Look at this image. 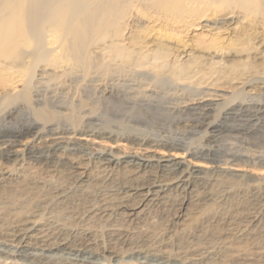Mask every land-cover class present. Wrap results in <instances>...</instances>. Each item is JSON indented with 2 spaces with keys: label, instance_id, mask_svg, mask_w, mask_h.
<instances>
[{
  "label": "rangeland",
  "instance_id": "1",
  "mask_svg": "<svg viewBox=\"0 0 264 264\" xmlns=\"http://www.w3.org/2000/svg\"><path fill=\"white\" fill-rule=\"evenodd\" d=\"M138 13L144 29L134 24L121 38L90 47L94 67L89 72L62 58V33L58 38L47 36L48 54L37 67L27 56L16 61L0 58V148L16 144L21 154L9 163L0 157V264H90L83 260L87 252L79 256L73 251L83 239L91 241L89 249L96 254L97 263L92 264H178L180 247L209 241L216 249L206 264H264V4L255 11L240 9L227 21L228 15L211 11L200 19L187 13L167 14L164 19ZM111 40L136 52L158 55L165 66L136 67L137 73H144L139 77L130 72L132 67L105 74L103 48ZM42 69L55 75L41 80ZM163 72L170 82L155 83L153 77ZM204 93L222 96H213L207 121L201 116L205 105L196 111L181 110ZM235 102L239 106L226 116L228 104ZM25 111L39 127L19 136ZM217 119L221 126L210 137L205 123ZM57 134L71 137L79 147L62 148L49 163L22 156L25 145L45 147ZM81 137L85 138L77 139ZM108 154L114 162L104 166ZM134 154H148L154 160L174 156L185 162L196 171L187 175L189 188L170 185L165 206L149 201L138 209L139 216L130 219L118 210L110 216L89 214L88 205L76 208L81 215L77 218L61 211L58 203L45 204V196L59 193L72 202L89 192L100 209L105 199L114 205L125 186L174 179L155 161L135 167L129 162ZM219 166L239 171H219ZM80 172L86 182L76 179ZM6 196L19 208L18 216L4 213ZM27 211L34 214L25 218ZM20 218L26 221L16 225ZM21 229L29 236L20 242L14 234ZM41 230L52 234L47 245L36 240ZM57 236L67 243L59 245ZM39 245L53 257L28 256L37 253ZM154 247L168 249L172 258L151 256ZM13 249L25 253L16 256ZM134 249L142 253L132 255Z\"/></svg>",
  "mask_w": 264,
  "mask_h": 264
},
{
  "label": "bare ground",
  "instance_id": "2",
  "mask_svg": "<svg viewBox=\"0 0 264 264\" xmlns=\"http://www.w3.org/2000/svg\"><path fill=\"white\" fill-rule=\"evenodd\" d=\"M263 4H264V0H0V58L5 57L13 61H16V60H21L27 56L31 58L34 65L37 67L39 66L38 64L41 65L40 62L43 61L48 54L45 49V39L47 38V36L58 38L60 33H62L61 35L63 39L62 49L65 52L62 58L73 60L75 65L85 66L89 72L94 67L92 53L90 52V47L92 45L96 44L97 42L107 41L108 39H111L114 37L121 38L122 36H124L125 30L127 29V27L134 25V24H138L139 27H141V29L145 28L142 24L143 17L142 18L140 17L141 15L138 13L139 11H143L144 14L147 15L149 18H157V19L167 18V14H171V15L175 14L178 17L184 13H187L189 15L194 14L197 16V19H200L204 17L206 12L211 11L212 13L221 14V16L223 17L228 15V17L225 18V21H227L229 18L230 19L231 17L233 18V15H235L237 11L240 9L245 10V11H248V10L255 11L260 5H263ZM119 41L121 42L122 40H119ZM109 42L111 43L105 45V47L103 48L105 50L104 52L105 56H103L104 59L102 61L103 63H102L101 68L102 70H104L105 74H109V75H112L115 73L117 74L118 72L122 71L124 67H130V68L132 67L130 72H133L134 75H138L139 77L141 75H144V73L142 72L137 73L135 71L136 67L142 68V67H145L147 64H150L154 68L161 69L165 66V63L161 61L162 57L158 55H151L148 53L144 54V53L136 52L130 49L129 47H125L121 44L115 43L113 40ZM53 61L57 63V60H53ZM52 74L55 75L54 72H52ZM52 74L50 73V69L49 70L42 69L39 74L41 78L39 79L42 80V78H44L45 75L52 76ZM163 75H164V72L163 74L161 73L156 74L155 78L153 77V81H155V83L157 82L163 85L170 82L169 79H167ZM34 76L36 77V75ZM91 80L93 81V75H92ZM36 82H38V79H36ZM184 88L186 87H182L183 90ZM184 91H186V89ZM213 96L214 98H217V96L222 97L221 95H215L214 93L213 94L204 93L200 98H197L192 104L189 103V104H186V106H183L185 108H182L181 110L191 109L192 111L193 110L196 111L197 109H201V107L202 109H204L203 106L205 105V112L203 115H201L203 116L205 120V118H208L209 116L208 112L210 110H208V107H211L214 101ZM237 102L233 104L229 103L230 106L228 104V107L226 105L227 110H225L223 113L226 116H229L234 110H236L235 108L239 106L240 103H237ZM178 108H181V107H178ZM24 118H25V124L18 131L19 136L24 135L25 133L28 134L39 127L37 120H35L32 117V115L30 114V111L24 112ZM200 121L202 122V119ZM205 124L207 126V131L209 129L210 134L208 135L210 137H214V135H212V132L217 131L216 129L217 128L219 129V127L221 126L219 119L212 121V122L209 121V123H205ZM205 124L204 122L202 123V125H205ZM39 135H40L39 136L40 138L44 137L42 136V134H39ZM84 138L85 137H81L77 139H84ZM16 146H17L16 144L10 143L4 147H1L0 157L8 163L18 160L19 159L18 157H20L21 154H20V150L17 149ZM77 146L79 147L77 143L72 142L71 137L64 136L62 134L61 135L57 134L56 138H53V142L45 147L35 148L34 146H31V144L25 145V149H24L25 153H22V156H27L35 161L48 162L53 158L56 159L55 157L58 156L59 154L58 152L62 148L66 147L69 150L73 151L76 149ZM197 152L199 153V151ZM193 154H197V153L193 152ZM110 156L112 155L108 154L107 156L103 158L102 164L104 166L106 164L109 165L114 162V159H112V157ZM129 158H130L129 162H131L137 168L147 167L148 165L152 163V161H155L158 167L169 172L170 174L171 173L174 174L175 181L174 179L168 182H166L165 180L166 183H164L165 184L164 185L162 181H158V180L153 181L154 180L153 179L151 180L153 182H145L141 184L125 186V192L122 191L124 194L120 195L117 198L116 203L114 205L110 203L109 201L108 203L107 199H105V202L102 204L103 207L100 209H97L95 204L92 203L93 198L91 197V194L89 192L87 193L84 192V194L74 197L73 198L74 200L72 202L71 201L69 202V200L66 199V197H64L62 194H59V193L53 196L52 198H50V196L49 197L45 196L43 199L46 202L45 204L50 205V204L58 203L60 207L59 209H61V211L63 210L64 212H68V213L71 212L75 214L74 216H76L77 218H80L81 215H79L78 212H75L77 210L76 208H80L84 206H86L84 208H87V205H88V210L86 211L89 212V214L94 213L100 216L101 214L105 216L106 215L110 216L112 214H116L114 212H117L118 210V211H122L126 218L130 219L132 217L139 216L138 209H140L142 206H145L147 202L149 203V201H153V202L155 201V203L165 206L167 202V192L165 193V191L169 189L170 185H174L178 188H181L182 186L183 188L182 190H186L189 188L190 183H191L188 176H191L193 173L196 172L195 170H191L188 167H186L187 165L184 166V164L186 163L183 161L176 160L174 156L173 157L172 156L171 157L170 156H160L154 160L148 154H143L139 156L134 154V155H131ZM217 170L219 171L233 170L236 172L239 171L231 167L228 168V166L226 167L219 166ZM3 175L5 176V174ZM76 179L79 181H84L85 180L84 172L77 173ZM2 180L4 179L2 178ZM165 186H167V188H165ZM10 197L6 196V198H3L5 199L2 201L3 202L2 207H3L4 213L8 215V217L11 214H14V216L15 215L18 216V213L20 210H18L19 208H16L15 206H13V203L15 202L11 201L12 199H10ZM132 199H135L134 200L135 203L131 202ZM99 204L100 203H98V205ZM33 214H34V211L32 212L27 211L26 213H23L25 218H28L29 216ZM22 219L20 218L19 220L15 221V224L19 225L22 221H26ZM32 229H35V228H32ZM116 230L115 232L117 233L119 230L118 231ZM41 231L42 232L38 234V236H36V240H38L39 242H45L47 245V243L52 238V234H50L51 232L50 233L47 232V230L46 231L41 230ZM14 236L17 239H20L19 241L21 242L22 240L27 239L29 235L26 233V231L22 232V229H21V231L15 233ZM56 238H58L57 242L59 245H65L67 243V240L61 236H57ZM87 239L88 238H86V240ZM81 241L80 243H76L77 248L73 249V251L79 252L78 254L79 256L82 253L87 252L89 256L86 258H83V260L85 261L87 260L92 263H97V261L93 260V258H95V255H96L95 252L89 249V246L91 245L90 244L91 241L89 242V240H87L88 241L87 242L85 241V239ZM74 244H75V241H74ZM43 246L45 245L43 244ZM43 246L39 245V247H36V250L38 252L35 254H30L28 256H32V258H35V259L53 257V255L47 254L45 252L47 249L44 248ZM114 247H112V249L116 250ZM214 249H216V246L211 241L202 243V244H199V243L191 244L188 246H184L182 248L180 247L179 254L176 257L177 260L176 259L175 260L177 261L178 264H206V260L215 251ZM109 252L113 253L114 251H109ZM168 252L169 251L166 248L155 249L154 247L150 255L158 259H163L167 261L172 258ZM24 253H22V251L20 252L19 249H16L13 251V255H16V256L24 255ZM141 253H142L141 250L134 249V252L132 255L134 254L138 255ZM72 254L75 255L76 253L74 252ZM78 255L74 259H77Z\"/></svg>",
  "mask_w": 264,
  "mask_h": 264
}]
</instances>
